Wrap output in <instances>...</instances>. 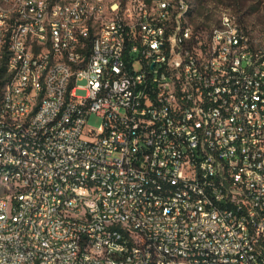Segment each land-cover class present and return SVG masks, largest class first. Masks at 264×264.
I'll return each mask as SVG.
<instances>
[{
  "label": "built area",
  "instance_id": "obj_1",
  "mask_svg": "<svg viewBox=\"0 0 264 264\" xmlns=\"http://www.w3.org/2000/svg\"><path fill=\"white\" fill-rule=\"evenodd\" d=\"M0 8V41H8L10 25L18 40L0 125L8 138H29L33 158L5 152L17 163L14 185L25 179L34 187L33 195L11 191L0 202L2 219L18 208L12 231L0 233V264H108L125 253L136 254L135 264H181L160 254L157 242L191 253V264H264V44L255 43L264 34L241 23L232 46H221L198 22L177 36L180 15L161 41L167 3L139 0L84 13L75 4L71 11L28 5L29 23ZM78 14H85L82 31H75ZM176 44L187 45V56L176 53L167 65ZM93 113L101 118L95 128L87 124ZM131 203L142 217L130 214ZM31 220L56 245L39 242ZM62 242L73 252L61 251Z\"/></svg>",
  "mask_w": 264,
  "mask_h": 264
},
{
  "label": "bare ground",
  "instance_id": "obj_2",
  "mask_svg": "<svg viewBox=\"0 0 264 264\" xmlns=\"http://www.w3.org/2000/svg\"><path fill=\"white\" fill-rule=\"evenodd\" d=\"M15 2L17 6L15 8ZM113 0H0L2 5H7L5 15L17 16L22 23H29L28 5H37L39 3H49V8H58V10L71 11V4H75L77 13H84L88 10H100V6H109ZM167 3V11L164 13V20L160 28L161 41H169L170 31L174 29V24L179 20L181 23L177 26V36H184L186 25L188 30H197L189 19V6L184 0H139V4ZM183 3V7H182ZM182 7V11H181ZM150 15H158L157 7H150ZM224 18H229V22H223ZM3 21L2 9L0 8V27ZM85 21V14H78L75 20V31H82ZM153 26H160V18H152ZM209 28L210 38L216 40L221 46H232V29H239V24L233 16L223 13L218 22L213 26L202 25ZM17 25H10L8 41H0V49L6 47V69H15V57L18 49V40H16ZM264 34V31L255 33ZM248 31L240 29V40H247ZM256 44H264V36H255ZM69 47L84 49L85 41L69 40ZM236 51H244V43L236 44ZM176 53L180 56H187V45L176 44L171 46V52H168L167 65H174ZM8 73V70H7ZM12 82L11 77L1 89V99L9 100L11 98ZM3 121H12V113L4 112ZM1 123V116H0ZM13 149L15 152H23V157L33 158V142L29 138H23V134H13L8 138L6 125H0V202H5V197L12 191V198H20L26 195L34 194V187L26 186L25 179H18V184L14 185L17 163H9L8 152ZM67 163H74V156H67ZM156 193H168V186H156ZM184 195H191V188H184ZM45 213H52V202H45ZM130 214L134 217H142V208L138 203H131ZM18 208H9V212L0 216V233L12 231L13 217H17ZM159 220H166V213H159ZM31 227L34 229L35 238L39 242L49 245H56V238L53 233L47 231L39 220H31ZM157 250L160 254H167V260L179 262L181 264H191V253L174 252V246L165 245L164 242H157ZM61 251L73 252V244L70 242L61 243ZM136 254L125 253L124 259L121 257H108V264H135ZM192 264H202V262H192Z\"/></svg>",
  "mask_w": 264,
  "mask_h": 264
},
{
  "label": "rangeland",
  "instance_id": "obj_3",
  "mask_svg": "<svg viewBox=\"0 0 264 264\" xmlns=\"http://www.w3.org/2000/svg\"><path fill=\"white\" fill-rule=\"evenodd\" d=\"M184 1L189 6L191 21L196 24L213 25L223 13H227L239 25L243 23L246 28H253L255 33L264 31V0H203L200 4L197 0ZM83 83V80L78 81V84ZM76 93L84 94V90L78 88ZM100 123L101 118L94 113L87 118L91 127L95 128Z\"/></svg>",
  "mask_w": 264,
  "mask_h": 264
},
{
  "label": "trees",
  "instance_id": "obj_4",
  "mask_svg": "<svg viewBox=\"0 0 264 264\" xmlns=\"http://www.w3.org/2000/svg\"><path fill=\"white\" fill-rule=\"evenodd\" d=\"M202 1L203 0H197V2L199 4L202 3ZM188 15H189V19L191 21L190 10H189V14ZM192 23L197 26L196 23H194V22H192ZM215 24H213V25H215ZM199 25H205V24H199ZM213 25H208V26H213ZM3 49H6V47L4 46ZM5 52H6V50H5ZM5 52H3V54H2V56L0 58V92H1V89H2L3 85L8 81V78H9L8 73H7V69H6V64H5V60H6V53Z\"/></svg>",
  "mask_w": 264,
  "mask_h": 264
}]
</instances>
